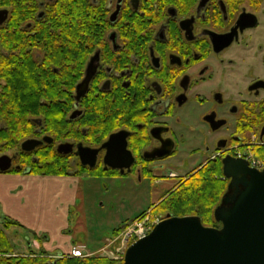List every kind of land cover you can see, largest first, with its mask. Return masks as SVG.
<instances>
[{
    "label": "flooded vegetation",
    "instance_id": "af4514ba",
    "mask_svg": "<svg viewBox=\"0 0 264 264\" xmlns=\"http://www.w3.org/2000/svg\"><path fill=\"white\" fill-rule=\"evenodd\" d=\"M36 1V19L22 25L16 48L34 53L39 64H0V103L10 91L38 103L17 123L31 134L23 152L40 149L47 163L66 162L67 175L85 179H179L137 216L157 222L174 215L154 210L204 165L223 170L225 158L250 161V155L264 162L257 154L264 149V0H66L64 28L46 22L47 7L60 10L49 5L56 0ZM76 10L78 27H72ZM46 46L64 50V64H44ZM24 115L32 117L24 121ZM29 139L42 143L24 150ZM2 155L12 158L10 169L33 174L31 166L23 168L29 156ZM197 155L207 158L185 175L164 172L168 162L188 166ZM220 178L229 179L224 171ZM41 239L34 240L37 248L30 242L31 253L13 255L44 256L48 264L82 258L51 253Z\"/></svg>",
    "mask_w": 264,
    "mask_h": 264
},
{
    "label": "trees",
    "instance_id": "16d2710c",
    "mask_svg": "<svg viewBox=\"0 0 264 264\" xmlns=\"http://www.w3.org/2000/svg\"><path fill=\"white\" fill-rule=\"evenodd\" d=\"M66 0H56L51 6H60V10H54L50 7L45 9L46 22L53 23L52 28H64L65 21L64 14L68 11ZM34 6H36L35 9ZM65 6V7H64ZM38 3L36 0H0V9H8L9 16L3 25H0V64H21L26 61L27 64H39V61L34 58V53H19L16 48L18 41V33L22 30V25L28 21L36 19ZM56 12L61 15L54 17ZM34 13V14H33ZM33 14V16H32ZM77 10L73 12L72 27L78 25ZM56 18V19H54ZM58 22L60 25H58ZM41 23V22H40ZM51 27H47L50 29ZM78 27V26H77ZM61 48V47H60ZM43 51L44 64H64L65 51L58 49H51L46 46ZM77 58V52L71 53ZM10 96L0 103L1 111L4 113L0 115V122L4 123L6 128L0 126V154L3 152L11 153L19 151L20 155L29 156L23 163V168H32L31 173L40 175H67L71 168L68 163H47V153L42 150H36L25 153L21 149L22 142L31 134L29 131L19 129L17 123L20 115L24 110H31L37 101H30L26 98H16L15 91H10ZM12 96V97H11ZM34 115V114H33ZM32 116L24 115V121H29ZM259 156H264V149L257 150ZM41 157L40 163L32 161L33 157ZM88 170L83 168L81 174ZM9 171L20 172V170L13 168ZM8 171V172H9ZM88 175L102 176L104 171L90 170ZM223 175L222 165L208 163L200 168L195 174L184 180L180 187L175 190L168 198H166L154 210L155 213H172L174 216L196 215L199 216L206 226H214L221 228V223L215 218V210L221 204L224 194L228 190L230 180H222L220 176ZM13 226L23 227L18 221L6 217L0 220V264H48V259L44 256H14L13 245L8 237L6 231ZM121 230L118 227L114 231L117 235ZM35 237L41 239L42 237L34 233ZM40 255L47 254L44 250H40ZM56 264H123L111 258L101 255H89L82 258H59Z\"/></svg>",
    "mask_w": 264,
    "mask_h": 264
},
{
    "label": "water",
    "instance_id": "95a60500",
    "mask_svg": "<svg viewBox=\"0 0 264 264\" xmlns=\"http://www.w3.org/2000/svg\"><path fill=\"white\" fill-rule=\"evenodd\" d=\"M8 16L9 10L1 9L0 24ZM41 143L29 139L22 147L31 151ZM11 166L9 155L0 156V171ZM223 171L230 182L215 210L221 228L204 225L196 215H169L128 247L124 264H264V169L227 157Z\"/></svg>",
    "mask_w": 264,
    "mask_h": 264
},
{
    "label": "rangeland",
    "instance_id": "374dc122",
    "mask_svg": "<svg viewBox=\"0 0 264 264\" xmlns=\"http://www.w3.org/2000/svg\"><path fill=\"white\" fill-rule=\"evenodd\" d=\"M262 69L264 77V65H262ZM186 156L184 154L183 158H186ZM206 158L207 156L201 155L194 156L193 158L189 157L188 166L168 162L164 168V172L168 174L170 170H174L179 174L185 175L186 172L197 167ZM51 178L50 176V180L46 181L48 195L52 196L54 191L58 192L61 206L56 203L55 206H49V217L47 220H62L64 219L65 210L68 205L66 200L67 194L62 193L66 188L62 182L58 183V181H54ZM178 180L165 177L161 183L153 184L147 179L141 180L134 176H120L79 181L82 190L77 202L72 206L69 221L70 226L66 228L67 232H62L64 229L62 227L65 224L60 226L58 222L35 224L40 234L46 233L41 235L44 237L40 241L46 247V245L53 243L52 239L62 242L66 238H70L71 241L78 244H86L87 250L94 252L100 246L105 247V238L111 237L117 227L124 221L139 216L152 202H156L159 199L166 188L172 187ZM3 216L0 214L1 221L4 220ZM16 219L25 227L13 226L6 231L13 245V250L15 253H31V250H29L32 248L30 242L33 243L37 239L33 235L35 230H26L28 226L24 224L26 223L24 221L27 220H22V218ZM29 225L33 224L30 222ZM40 249H36L38 253Z\"/></svg>",
    "mask_w": 264,
    "mask_h": 264
},
{
    "label": "crops",
    "instance_id": "0c3cea01",
    "mask_svg": "<svg viewBox=\"0 0 264 264\" xmlns=\"http://www.w3.org/2000/svg\"><path fill=\"white\" fill-rule=\"evenodd\" d=\"M50 176L54 181H58V183L62 182L63 186L66 188L62 193L67 194L66 200L68 205L65 210L64 219L62 220H47L49 217V206H55V203L61 206V200L58 196V192L56 193V191H54L52 196L48 195L46 181L50 180ZM89 180L90 179H85L77 175H40L22 172L0 173V214L4 215V218L10 217L16 221H18L16 218L27 220L24 221L26 222L24 224L28 226L26 227V230H35L33 235L36 233L38 236L42 237L41 235L46 234H40L39 230L36 229L35 224L56 222H58L60 226L62 224L66 225V227H64L65 225L62 227L64 228L62 232L65 233V231L67 232L66 228L70 226L69 221L72 206L77 202L81 194L82 189L79 181L82 182ZM30 222L33 225H29ZM19 223L21 224V222ZM21 225L25 227L23 224ZM52 240L53 243H51V245H46L48 249L41 241L43 247L51 253L59 251V253L70 254L74 247L81 250L88 249L86 244H78L71 241L70 238H66V240L62 242L59 240ZM32 245L37 248L39 243L34 241ZM102 247L103 246H100L99 249L94 252H97Z\"/></svg>",
    "mask_w": 264,
    "mask_h": 264
},
{
    "label": "built area",
    "instance_id": "2783aa9c",
    "mask_svg": "<svg viewBox=\"0 0 264 264\" xmlns=\"http://www.w3.org/2000/svg\"><path fill=\"white\" fill-rule=\"evenodd\" d=\"M248 159L252 166L258 168L264 167V162L255 158L253 155L248 156ZM156 223L157 221H152L150 216L136 219L130 223L117 238L108 239L109 245H114V248L107 250V254L116 260L123 259L130 243L146 236ZM78 253V251H75V254Z\"/></svg>",
    "mask_w": 264,
    "mask_h": 264
}]
</instances>
